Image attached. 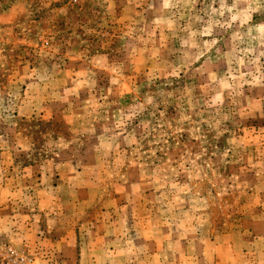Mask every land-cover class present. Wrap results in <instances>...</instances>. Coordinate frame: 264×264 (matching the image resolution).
Returning <instances> with one entry per match:
<instances>
[{
    "label": "rangeland",
    "instance_id": "rangeland-1",
    "mask_svg": "<svg viewBox=\"0 0 264 264\" xmlns=\"http://www.w3.org/2000/svg\"><path fill=\"white\" fill-rule=\"evenodd\" d=\"M0 243L264 264V0H0Z\"/></svg>",
    "mask_w": 264,
    "mask_h": 264
},
{
    "label": "built area",
    "instance_id": "built-area-1",
    "mask_svg": "<svg viewBox=\"0 0 264 264\" xmlns=\"http://www.w3.org/2000/svg\"><path fill=\"white\" fill-rule=\"evenodd\" d=\"M0 264H34L24 253L0 243Z\"/></svg>",
    "mask_w": 264,
    "mask_h": 264
}]
</instances>
